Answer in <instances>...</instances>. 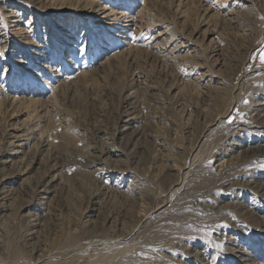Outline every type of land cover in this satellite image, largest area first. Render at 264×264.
Listing matches in <instances>:
<instances>
[{"label": "rangeland", "instance_id": "rangeland-1", "mask_svg": "<svg viewBox=\"0 0 264 264\" xmlns=\"http://www.w3.org/2000/svg\"><path fill=\"white\" fill-rule=\"evenodd\" d=\"M84 1L81 0V2H79L80 5H78L83 7L86 5ZM87 1L105 3L104 5L107 4L106 6L110 10L116 9L115 11L120 12V14L117 15L120 16L119 20H110L104 24H98L96 20L88 21L90 18L96 19V16L92 15V5L87 6L88 9L86 11H76L72 8L73 6L75 7V4L72 6L70 3L65 2V8L62 7L63 10H59L49 17L35 10L34 5L28 0H3L2 3L0 2V90H5L6 94H10V98L12 99H17V97L21 95H26L49 102L41 103V107L39 106L40 109L37 107L38 111H36L38 113L40 112V115L42 113V117L37 112V115H35L36 119L38 117V123L41 124L43 122L41 126L44 127V129L42 128L44 131L42 133L46 136L48 135L47 137L44 135L45 139L49 140L47 145V147H49L45 152L47 155H43V157L40 156L39 158L36 157L37 159H35V151L38 143L32 144L34 146L28 147L32 149V152L23 162L24 165L22 164L20 167L10 166L9 164L7 166L0 165V173H4H1L0 176L7 177L5 187L8 186V189H16L15 201H13L15 205L14 209L16 210L21 204H26L27 202L32 203L33 207L35 206L36 209L38 206L42 205L43 200L41 197L40 182L43 180L42 177L47 175L46 172L53 164V166H55L53 169H56L54 172H59L61 176H59V178L64 180L61 181L64 187L57 188L59 191L56 189L53 194L50 195L49 199L51 202L47 200L49 206L46 205L43 212L38 213L34 208L31 209L30 212H33L32 215H34L32 219H35V221L32 222L35 224L38 223L37 229L40 230L42 235L47 233L45 235L53 236L54 234L61 235L63 232H66V225L72 221L74 225L71 232L75 229L73 233L75 234L76 241L78 243L86 242L85 244H87V247L85 248H88L84 250V254L81 255L82 258L80 257L79 261L77 260L79 264H106V262L107 264H111L117 258L130 256L132 252L137 250V246L138 244L140 245V242L151 240V236L158 239L164 234L168 237L170 243L175 241L177 246L184 248L182 251H185V254L183 253L184 255H181V262L183 261L181 264H192L193 261L195 262L198 259H203L199 262L204 264L205 261H209V259L215 255L219 258L218 264H248L245 258L250 259V262L254 264H258L257 262H259V264H264V197L257 192L258 190L256 188V182L260 183V181H264V176L262 172H260L261 163L254 165L256 164V162H253L254 160L243 162L244 157L242 158V155L239 157L237 153H229L230 157L234 156L236 165H240L239 169L244 168L243 171L240 169V172H245L244 174L237 175V185L234 187L225 184L227 173H224L222 169L220 172L219 169L222 168L219 163L224 162V160L226 162L230 158L229 156H225L224 152H221L223 151L221 149L223 137L228 132L234 130V126L236 125L240 124L241 126H245V129L239 131V137L244 147L247 148L251 146L248 148H254L258 144V146L264 147V135L258 134V136L254 134L255 132L253 133L254 126H256L258 122L252 118H255L256 113L252 110L253 103L258 99H264V84H262L264 82L262 73L264 71V64H261L259 59L260 52L264 50V0ZM240 1L246 3L242 8L236 6ZM1 7L3 10H13V13H8L9 17L5 16L2 14L4 11ZM239 9L241 11H239ZM148 19L150 23L147 24L146 20ZM156 22H159V25ZM58 26L63 27L65 31L59 30ZM65 35L66 37L72 38L70 41L72 43L67 42V40L65 41ZM23 37L30 41L27 43L33 41L32 43L36 42L41 44V52H39V55L30 53L33 47L22 42L21 38ZM184 41L185 43H183ZM154 43L156 44L154 45ZM70 44H75V47L77 46L76 49L72 48V50L70 49V51H68L67 47ZM179 44H185V47H178V51L176 53L173 52L174 55L170 53L173 51L172 48L180 46ZM115 51H117L116 53H118V51L125 52L119 64L114 61L111 66H105V68L100 69L101 72L94 73L95 76H92L93 79L88 75L80 80V82L73 85L72 79V81L66 80L70 84V88L69 84L63 80L64 84H67V87L65 86L61 91L63 96L62 94L57 97L55 96L62 82L59 83L52 77L54 73H58L60 76L68 79L71 75L69 72L70 68L83 69L82 67L84 64H95V66H97L99 63H102V61L106 62L109 60ZM128 51L130 52L128 53ZM178 54H182L186 57L183 59H176L174 56ZM182 61L184 62L182 63ZM39 64L42 66L39 67ZM257 66L259 68L262 66L263 68L261 67V69H259ZM202 73L205 77H203L204 75ZM25 75L27 76L26 78H24ZM261 76L263 78H261ZM249 77H252L253 80ZM9 78L11 81L13 80L10 84L13 88H8L9 84L7 80ZM4 79L6 82H4ZM255 81H257V83ZM208 82L211 86L209 84L206 85ZM89 83H92V85ZM57 84L60 85L59 89L54 88ZM201 84H203L202 86L205 88L200 86ZM214 85L215 87H212ZM74 86L75 88L77 86L76 90ZM85 87H87V91H90L87 92ZM72 88L73 90L71 91ZM209 88L213 89L211 90ZM201 89L204 90L202 91ZM64 91L65 95L67 94L68 96L64 95ZM211 94L214 96L220 95L223 99H226L224 107L230 104L231 106L235 105L233 109L236 108L233 111L230 110L229 115L228 113L226 114L227 117L219 118L214 129H210L209 125L216 120L218 113L221 111V107L218 108L219 105L214 102L216 98L213 99L214 96L212 97ZM246 96L249 98L246 99ZM150 97L151 99H149ZM208 98L210 100H208ZM241 101H244V103ZM245 101H247V103H245ZM45 104L47 105L45 106ZM250 106L251 108H249ZM245 108L247 109L245 110ZM49 110L50 112H48ZM129 111H132L131 113L137 116V123L133 126L131 125V129L130 127L128 128L131 131L125 129L123 125V115L125 112L130 113ZM246 116L247 118H245ZM250 117L251 121L248 119ZM20 120L21 118L13 121L8 119L0 120V144L8 140L10 125L19 124L21 122ZM229 120H231V122H229ZM140 125L141 127H139ZM64 126L68 127L66 128ZM137 128L142 129V136L135 137V135H133ZM224 129L225 131H223ZM73 130H75L76 133ZM248 130L250 132H248ZM77 132L78 136L80 135L79 138L86 136L88 141L84 138L86 141L83 140V142L81 140L79 142ZM73 135L75 137L77 136V139L75 137L74 139L78 141L75 142V140H73ZM200 143L202 144L199 150L200 154L197 155L198 157H195L193 150ZM241 152L244 155V149ZM219 153L220 155L222 154V156L224 155V158L219 156L220 159H216V155ZM88 154H92L93 158H95L94 160L104 161V163L101 162L102 165L106 163L105 166L108 167H128L130 169L129 176H122L123 174L121 172H116L118 176H111L109 173L104 172V174L95 173L96 177L93 176V178L95 177L94 179L96 180H93V178L87 176L86 173L90 169H94L88 164L90 163L88 162V158L90 157ZM46 157L48 159H46ZM33 160L37 162L34 163ZM170 165H174L175 169L171 168ZM26 168L29 169L31 175L26 184L23 183L22 179L24 177L21 176L16 179H9V177H13L17 172ZM142 170L147 177L149 176L150 180L152 177L151 183L148 182V184L150 183L151 196L148 197L144 193L145 198L143 197V199L138 201L139 203H135L131 197L139 195V193L135 195L134 189V192H132V190L127 194L124 192L125 189H121L120 187L123 184H127L130 180H138L137 174ZM75 171H77V174H74ZM246 171L248 172L246 173ZM256 173L257 176H255ZM132 174L135 176L133 177ZM102 178L104 180H101ZM90 182H92V189L89 187ZM144 183H146V181H144ZM173 183H178L179 187L177 186L173 189ZM224 184L226 185L225 187H228L229 192L227 191L228 194L224 193L220 195L222 200L220 199L219 201L223 204V206H221L222 208L230 209L231 211L227 213L228 222L226 220L219 222L212 231L207 234L210 237L208 241L210 243L201 240L204 239V233L200 228L201 225L194 221V219L190 218V220H186L184 225H176L170 222V218L174 213H177V211H193V209H196L195 207H192V209L191 207L185 208L184 205H186L188 200L191 203L198 204L201 194L202 196L210 195L213 189L216 187L221 188ZM213 186L216 187L212 188ZM251 187L253 189H251ZM100 189H104L106 192V194L103 195V198L105 197L102 207L104 211L101 210L100 213H97L90 209L92 207V195L96 191L100 192ZM230 189L232 191H230ZM57 192H59V194H57ZM119 193L122 194L123 197ZM115 195L118 196L115 197ZM105 199L107 203H105ZM231 205L235 208L229 207ZM204 210L207 218L215 222L211 215V210ZM135 213H140V218H146H144L145 221L142 225H138ZM102 216L106 219H112L110 223L108 222L106 225L111 233L118 229V223L121 219L124 221L126 220L125 222L123 221V225L125 226L124 231H134L137 233L138 237L135 243L125 246L123 249L124 251L121 250L120 252L108 251L107 248L90 244V234L88 233L86 222L88 219H93L92 221L95 223L99 222L98 224H100L102 220L104 221ZM23 220L24 218L19 216L17 228H15L13 233L14 237L19 241L21 239L20 234L24 236L27 231V229L25 230V228H27L26 222ZM235 223L238 224L236 225ZM181 225L182 227H180ZM110 226L114 227L112 228ZM217 226L221 229L219 230ZM76 228L78 229L76 230ZM51 233H53V235ZM190 233L192 236L189 235ZM211 234L214 235L212 236ZM194 236L195 239H193ZM234 236L235 238H233ZM220 237L222 239H220ZM212 240L214 241L212 242ZM220 240L221 242H219ZM167 242L166 244H170ZM187 245L190 247H186ZM218 245H221L220 247L223 246V249H228L229 254ZM195 248H197L199 252H196L197 249L195 250ZM238 248H243L242 252L246 253V256L234 251ZM190 249L192 250L189 254L188 251H190ZM194 251L197 254H195ZM92 252H94V254ZM196 255L198 257L200 256V258L196 257ZM160 258V260H162V257ZM199 262H196V264H200ZM147 263L153 264L152 261H147L142 264Z\"/></svg>", "mask_w": 264, "mask_h": 264}, {"label": "bare ground", "instance_id": "bare-ground-1", "mask_svg": "<svg viewBox=\"0 0 264 264\" xmlns=\"http://www.w3.org/2000/svg\"><path fill=\"white\" fill-rule=\"evenodd\" d=\"M3 0H0V2L2 3ZM31 4L34 5L35 7V10H37L38 12L42 13V14H45L46 16H49L51 17L52 14H54L55 12L57 13L59 10H63L64 7V3L67 2V3H70L72 6L73 4H75V7L73 6V10H76V11H86L88 8L87 6H91L92 7V12L94 16H96V19H88L89 20H96L98 24H104L110 20H119V17L120 16H117L118 14H120V12L118 11H115L116 9H109L106 5H104L105 3H97V2H94V1H87V0H83L84 2H86L83 7H80L79 5V2H81V0H28ZM247 1V0H246ZM103 2V1H102ZM83 3V2H82ZM29 4V3H27ZM79 4V5H78ZM114 4V3H113ZM237 4V3H235ZM109 5V4H108ZM246 5V3L244 2H239L236 6H238L239 8H242ZM1 6V4H0ZM63 7V8H62ZM90 7V8H91ZM110 7V6H109ZM2 8V7H1ZM146 8H149V7H146ZM33 9V8H32ZM144 9V8H143ZM3 10V8H2ZM148 10V9H146ZM4 12L2 14H4L5 16H8V13H13L10 9L9 10H3ZM142 11V10H141ZM145 11V10H144ZM151 11V10H150ZM149 11V12H150ZM238 11V10H237ZM239 11H241L239 9ZM15 12V11H14ZM61 13V12H60ZM122 13V11H121ZM146 14V13H145ZM230 14V13H229ZM232 14V12H231ZM233 14H234V11H233ZM16 15V13H15ZM147 15V14H146ZM151 15V14H150ZM2 16V15H1ZM12 16V14H11ZM18 16V15H17ZM230 16V15H229ZM9 17V16H8ZM147 17V16H146ZM150 17V16H149ZM154 17V15H153ZM12 18V17H11ZM62 18V17H61ZM156 18V17H155ZM83 19V18H82ZM153 19V18H152ZM18 20V19H17ZM155 20V19H154ZM16 21V20H14ZM13 21V22H14ZM20 21V20H19ZM59 21V19H58ZM124 21V20H123ZM147 21V24L150 23ZM83 22V21H82ZM112 22V21H111ZM116 23V21H115ZM157 23V22H156ZM159 23V22H158ZM157 23V24H158ZM114 24V23H113ZM153 24V23H152ZM116 25V24H115ZM150 25V24H149ZM159 25V24H158ZM15 26V25H14ZM113 26V25H112ZM91 27V26H90ZM103 27V26H102ZM18 29V28H17ZM58 29L61 30V31H65V29L61 26H58ZM93 29V28H92ZM108 29V28H107ZM154 29V28H153ZM94 31V30H93ZM95 32V31H94ZM122 33V32H121ZM18 34V33H17ZM119 35V34H118ZM7 36V35H6ZM156 36V35H155ZM160 36V35H159ZM167 36V35H166ZM9 37V36H8ZM171 37V36H170ZM157 38V37H156ZM22 42H24L25 44H28V45H31L33 48H31L30 50V53H33V54H37L39 55V52L40 51V45L39 43H32L33 41H31V43H27V42H30L29 40L27 39H24L21 38ZM65 41L67 40V42H70L72 38L70 37H64ZM152 39V38H151ZM31 40V39H30ZM34 40V39H33ZM126 40V39H125ZM150 40V39H149ZM13 41V40H12ZM26 41V42H25ZM117 41V40H116ZM121 41V40H120ZM14 42V41H13ZM38 42V41H37ZM96 42V41H95ZM130 42V41H129ZM1 43V42H0ZM72 43V42H70ZM132 43V42H131ZM181 43V42H180ZM185 43V41L183 42ZM11 44V43H10ZM100 44V43H99ZM127 44V43H126ZM156 43H154L155 45ZM8 45V44H7ZM123 45V44H122ZM159 45V44H158ZM176 45V43H175ZM180 46H176L175 48L173 47V51L170 52L173 54V52H177L178 51V47H182L184 45H181L179 44ZM59 47V46H58ZM77 47V46H76ZM75 47V44H70L68 47H67V50L70 51V49L72 50L73 49H76ZM129 47V45H128ZM172 47V46H171ZM185 47V46H184ZM2 48V47H1ZM80 48V47H79ZM130 48V47H129ZM132 48V47H131ZM3 49V48H2ZM30 49V48H29ZM45 49V48H44ZM134 49V48H133ZM182 49V48H181ZM180 49V50H181ZM28 50V49H27ZM127 50V49H126ZM130 50V49H129ZM4 51V50H3ZM43 51V50H42ZM125 51V50H123ZM123 51H118V53H116L117 51H115V53H113L112 57L109 58V60H107L106 62H103L102 63H99L97 66L94 65H83V69H75V68H70L69 72H70V76L69 78L65 79L64 77L60 76L58 73L55 74L54 73V79L57 81V82H62L57 85L54 86L55 89H59V86H60V89L57 90V92L55 93V96H60L62 94L63 96V93H61V91L65 88V86L67 84H64V81L67 82L68 80H71L72 81V85L77 83V82H80V80H82L84 77L86 76H95L94 73L100 71V69L102 68H105V66H111L112 65V62L116 61V63L119 64V61H122L121 58L123 57L124 53ZM127 52V51H126ZM130 51H128L129 53ZM44 53V52H42ZM186 53V52H185ZM184 53V54H185ZM1 54V53H0ZM79 54V53H78ZM43 55V54H42ZM62 55V54H61ZM66 55V54H65ZM72 55V54H71ZM83 55V54H82ZM174 55V54H173ZM186 55V54H185ZM84 56V55H83ZM97 56V55H96ZM187 56V55H186ZM186 56H183L182 54L181 55H176L174 56L176 59H183L184 57ZM189 56V54H188ZM62 57V56H61ZM67 57V56H66ZM88 57V56H87ZM94 57V56H93ZM173 57V56H172ZM47 59V58H46ZM67 59V58H66ZM69 59V58H68ZM85 59V58H84ZM171 59V58H170ZM173 59V58H172ZM192 59V57H191ZM86 60V59H85ZM21 61V60H20ZM19 61V62H20ZM81 61V60H80ZM175 61V60H174ZM178 61V60H177ZM176 61V62H177ZM184 61H187V60H184ZM182 61V63L184 62ZM39 62V61H38ZM73 62V61H72ZM87 62V61H86ZM92 62V61H91ZM101 62V61H100ZM191 62V61H190ZM78 63V62H77ZM83 63V62H82ZM96 63V62H95ZM171 63V62H170ZM75 64V63H74ZM121 64V63H120ZM172 64V63H171ZM177 64V63H175ZM180 64V63H179ZM186 64V63H185ZM193 64V63H191ZM197 64V63H196ZM195 64V65H196ZM262 64V63H261ZM66 65V64H65ZM258 65V64H257ZM260 65V64H259ZM42 66L39 64V67ZM182 66V65H181ZM258 67V66H257ZM262 67V66H261ZM261 67L259 69H261ZM29 68V67H28ZM65 68V67H64ZM115 68V67H114ZM121 68V67H120ZM197 68V67H196ZM257 68V69H258ZM263 68V67H262ZM56 69V68H55ZM59 69V68H58ZM109 69V68H108ZM264 69V68H263ZM60 70V69H59ZM195 70V69H194ZM254 70V69H253ZM256 70V69H255ZM196 71V70H195ZM52 72V71H51ZM56 72H57V69H56ZM61 72V71H59ZM101 72V71H100ZM256 72V71H255ZM262 72V71H261ZM104 73V72H103ZM201 73V72H200ZM263 73V76H264V71L262 72ZM31 74V73H30ZM102 74V73H101ZM100 74V76H101ZM196 74V73H195ZM203 74V73H202ZM32 75V74H31ZM40 75V74H39ZM53 75V74H52ZM204 75V74H203ZM261 75V74H260ZM99 76V74H98ZM198 76V75H197ZM202 76V75H201ZM27 76L25 75L24 78H26ZM33 77V76H32ZM42 77V76H41ZM68 77V76H67ZM97 77V76H96ZM205 77V75L203 76ZM40 78V77H39ZM100 78V77H99ZM198 78H201V77H198ZM248 78V77H247ZM250 78V77H249ZM261 78H263L261 76ZM42 79V78H41ZM93 79V78H92ZM91 79V80H92ZM95 79V77H94ZM98 79V77H97ZM204 79V78H203ZM251 80L252 77L250 78ZM249 79V80H250ZM255 79V78H254ZM257 79V78H256ZM260 79V78H259ZM264 79V78H263ZM17 80V79H16ZM23 80V79H22ZM64 80V81H63ZM67 80V81H66ZM89 80V78H88ZM96 80V79H95ZM13 81V80H12ZM11 79L9 78L7 80V83L9 84L8 88H13V86L11 87V83H12ZM47 81V80H46ZM86 81V80H84ZM93 81V80H92ZM4 82L5 79H4ZM23 82V81H22ZM43 82V81H42ZM70 82V81H69ZM90 82V81H88ZM257 83V81H255ZM254 82V83H255ZM51 83V82H50ZM68 83V82H67ZM93 83V82H92ZM92 83H89L92 85ZM18 84V83H17ZM25 84V82H24ZM48 84V83H47ZM69 84V83H68ZM88 84V85H89ZM208 83H206V85H208ZM264 84V82L262 83ZM85 85V83H84ZM86 85H87V82H86ZM85 85V86H86ZM152 85V84H151ZM203 84H201L200 86H202ZM211 86V84H209ZM52 86V85H51ZM57 86V87H56ZM145 86V85H144ZM209 86V87H210ZM252 86V85H251ZM29 87V86H28ZM67 87V86H66ZM82 87V86H81ZM88 87V86H87ZM85 87V89L87 88ZM90 87V86H89ZM199 87V86H198ZM203 87V86H202ZM207 87V86H206ZM212 87H215L212 86ZM250 87V86H249ZM255 87V86H254ZM259 87V86H258ZM263 87V86H262ZM7 88V87H6ZM15 88V87H14ZM69 88H70V84H69ZM75 88V86H74ZM77 88V86H76ZM75 88V90H76ZM205 88V87H203ZM247 88V87H246ZM264 88V87H263ZM4 89H5V86H4ZM211 89V88H209ZM213 89V88H212ZM211 89V90H212ZM217 89V88H216ZM251 89V88H250ZM249 89V90H250ZM10 90V89H9ZM69 90V89H68ZM73 90V88L71 89V91ZM202 90V89H201ZM204 90V89H203ZM202 90V91H203ZM247 90V89H246ZM21 91V90H20ZM53 91V90H52ZM70 91V92H71ZM87 91V89H86ZM90 91V90H88ZM87 91V92H88ZM210 91V90H209ZM216 91V90H215ZM234 91V90H233ZM262 91V90H261ZM8 92V90H7ZM40 92V91H39ZM60 92V93H59ZM67 92V91H66ZM86 92V93H87ZM211 92V91H210ZM232 92V91H231ZM246 92V91H245ZM252 92V91H251ZM263 92V91H262ZM24 93V92H23ZM68 93V92H67ZM84 93V92H83ZM153 93V92H152ZM213 93V92H212ZM218 93V92H216ZM215 93V94H216ZM257 93V92H256ZM259 93V92H258ZM25 94V93H24ZM132 94V93H131ZM208 94V92H207ZM220 94V93H219ZM221 94H224V93H221ZM252 94H255V93H252ZM34 95V94H33ZM50 95V94H49ZM64 95H65V91H64ZM67 95V94H66ZM65 95V96H66ZM154 95V94H153ZM212 95V94H211ZM247 95V94H246ZM249 95V94H248ZM12 96V95H11ZM54 96V95H53ZM68 96V95H67ZM70 96V94H69ZM129 96V95H127ZM135 96V95H134ZM214 95H212L213 97ZM252 96V95H251ZM250 96V97H251ZM36 97V96H35ZM51 97V95H50ZM211 97V98H212ZM225 97V96H224ZM247 97V96H246ZM254 97V96H253ZM259 97V96H258ZM16 98V97H15ZM55 98V97H54ZM66 98V97H65ZM69 98V97H68ZM153 98V97H152ZM216 98V100L214 101L213 99ZM234 98V97H233ZM245 98V96H244ZM249 97H247L246 99H248ZM151 99V97L149 98ZM213 100L214 102H216L219 106L221 107V111L218 113L217 115V118L214 122H212L209 127L210 129H214V127L216 126L217 124V120L219 118H224V117H227L226 114L228 113L229 115V112L230 110L233 111L235 109H233L235 107V105L231 106L230 104L226 105V107H224L225 105V100L226 99H223L222 96H214L213 97ZM235 99V98H234ZM254 99V98H253ZM49 100V99H48ZM66 100V99H65ZM208 100H210L208 98ZM230 100V99H229ZM240 100V99H239ZM245 100V99H244ZM51 101V100H50ZM126 101V100H125ZM238 101V100H237ZM53 102V101H52ZM135 102V101H134ZM150 102V101H149ZM211 102V101H210ZM230 102V101H229ZM244 103V101H241ZM256 102V103H255ZM254 103H253V108L252 110L255 113V118L252 117L253 119H255L258 124H256V126H254V131L253 133L256 135H264V99L260 100H256ZM41 103H49V102H45V101H42V99L38 98H33V96H26V95H21L19 97H17V99H12L10 98V94H6L5 90H0V120L2 119H8V120H16L18 118H21V122L19 124H16V125H10L9 129H10V132L9 133V137H8V140L5 142V143H2L0 144V165L1 166H7L8 164L10 166H15V167H20L22 166L23 162L27 159L28 155H30V153L32 152L30 148H28L29 146H34L32 144H37L38 148L36 147V151H35V159L39 158L40 156L43 157V155H47L45 154V152L48 150V143H49V140L48 139H45L44 137V133H42L44 130V127H42L41 125L43 124V122L40 124L38 123V117L37 119L35 118V115H37V107L38 109L39 106L41 105ZM145 103V102H144ZM166 103V102H165ZM55 104V103H54ZM147 104V103H146ZM150 104V103H149ZM148 104V105H149ZM214 104V103H213ZM251 104V102H250ZM248 104V105H250ZM47 104H45L46 106ZM49 105V104H48ZM51 105V104H50ZM57 105V104H56ZM160 105V104H159ZM241 105V104H240ZM252 105V104H251ZM244 106V105H243ZM246 106V105H245ZM41 107V106H40ZM242 107V106H241ZM50 108V107H49ZM57 108V107H56ZM251 108V106L249 107ZM44 109V108H43ZM46 109V108H45ZM62 109V108H61ZM247 108H245L246 110ZM37 110V111H36ZM55 110V109H53ZM165 110V109H164ZM241 110V108H240ZM242 110H243V107H242ZM251 110V111H252ZM52 111V110H51ZM250 111V112H251ZM37 112V113H36ZM44 112V111H43ZM50 112V110L48 111ZM63 112V111H62ZM61 112V113H62ZM130 112V111H129ZM132 112V111H131ZM128 113V112H125L124 115H123V122H124V128L125 129H128L131 125L133 126L134 124L137 123V116L133 115L132 113ZM160 112V111H159ZM218 112V111H217ZM244 112V111H243ZM249 112V111H248ZM40 113V112H39ZM38 113V114H39ZM158 113V112H157ZM215 113V112H214ZM252 113V112H251ZM44 114V113H43ZM60 114V113H59ZM63 114V113H62ZM250 114V113H249ZM40 115V114H39ZM46 115V114H45ZM49 115V114H48ZM68 115V114H67ZM254 115V114H253ZM42 117V113L40 115ZM66 116V115H65ZM151 116V115H150ZM239 116V115H238ZM144 117V116H143ZM216 117V116H215ZM214 117V118H215ZM241 117V116H240ZM238 117V118H240ZM248 118L249 120L251 119ZM237 118V117H236ZM242 118V117H241ZM247 118V116L245 117ZM73 119V118H72ZM227 119V118H226ZM243 119V118H242ZM41 120V119H40ZM66 120V119H65ZM68 121V120H67ZM141 121V120H140ZM241 121V120H240ZM248 121V120H246ZM251 121V120H250ZM10 122V121H9ZM49 122V121H48ZM70 122V121H68ZM74 122V121H73ZM142 122V121H141ZM244 122V121H243ZM255 122V121H253ZM241 123V122H240ZM60 124V123H59ZM68 124V123H67ZM70 124V123H69ZM253 124V123H251ZM48 125V124H47ZM142 125V124H141ZM141 125L139 127H141ZM151 125V124H150ZM149 125V127H150ZM235 125V124H234ZM247 125V124H245ZM248 125H249V122H248ZM44 126V125H43ZM71 126V125H70ZM69 126V128H70ZM144 126V125H143ZM233 126V125H232ZM251 126V125H250ZM249 126V127H250ZM66 127V126H64ZM68 127V126H67ZM66 127V128H67ZM138 127V126H137ZM235 129L228 132L224 137H223V140H222V146H221V149L223 151L221 152H224L225 153V156H229L230 154L229 153H237L238 156L240 157V155H242L241 157L243 158V162H246L248 160H254L253 162H256V164L254 165H258L259 163L260 164V172H262L263 176H264V147H261V146H258L256 145L254 148H248V147H251V146H248L247 148L244 147L242 145V140L240 139L239 137V131L245 129V126H241L240 124L239 125H236L234 126ZM243 127V128H242ZM43 128V129H42ZM135 128V126H134ZM143 128V127H142ZM208 128V127H207ZM248 128V127H246ZM72 129V127H71ZM131 129V127H130ZM128 129V131L130 130ZM133 130V129H132ZM144 130V128H143ZM227 130V129H226ZM8 131V130H7ZM46 131V130H45ZM48 131V130H47ZM75 131V130H73ZM85 131V130H84ZM124 131V130H123ZM127 131V132H128ZM131 131V130H130ZM134 131V130H133ZM155 131V130H154ZM217 131V130H216ZM225 131V129L223 130ZM229 131V130H228ZM49 132V131H48ZM212 132V130H211ZM210 132V133H211ZM248 132H250L248 130ZM7 133V134H8ZM76 133V131H75ZM74 133V135H75ZM81 133V132H80ZM85 133V132H84ZM146 133V132H145ZM148 133V132H147ZM221 133V132H220ZM226 133V132H225ZM82 134V133H81ZM143 134V131L141 128H137L134 132L133 135H135V137H138V136H142ZM51 135V134H50ZM69 135V134H68ZM73 135V140L74 139V136ZM86 135V134H85ZM223 135V134H222ZM258 135V136H259ZM46 136V135H45ZM48 136V135H47ZM46 136V137H47ZM77 136H78V132H77ZM77 136L75 137L77 139ZM80 136V135H79ZM78 136V139H79V142L82 140H85L84 138H86V136H83V137H80L79 138ZM249 136V135H248ZM5 137V136H4ZM7 137V136H6ZM149 137V136H148ZM219 137V135H218ZM242 137V136H241ZM257 137V136H256ZM50 138V137H49ZM111 138V137H110ZM216 138V137H215ZM220 138V137H219ZM261 138V137H260ZM243 139V138H242ZM251 139V138H250ZM68 140V139H67ZM71 140V139H70ZM86 140L88 141V139L86 138ZM85 140V141H86ZM253 140V139H252ZM257 140V139H256ZM1 141V140H0ZM52 141V140H51ZM78 141V140H75V142ZM93 141V140H92ZM105 141V140H104ZM110 141V140H109ZM159 141V140H158ZM157 141V143H158ZM245 141V140H244ZM255 141V140H254ZM73 142V141H72ZM84 142V141H83ZM103 142V140H102ZM155 142V140H154ZM51 143V142H50ZM74 143V142H73ZM86 143V142H85ZM106 143V142H105ZM105 143H102V144H105ZM111 143V142H110ZM221 143V142H220ZM261 144V142H260ZM51 145V144H50ZM162 145V144H161ZM201 143L198 144L196 146V148L193 150V153H194V156L196 157L198 154H200L199 150L201 148ZM220 145V144H219ZM263 145V144H262ZM246 146V145H245ZM203 147V146H202ZM35 148V147H33ZM51 148V147H50ZM219 149V150H221ZM244 149L245 153L244 155L242 154V150ZM90 151V150H89ZM88 152V151H87ZM44 153V154H43ZM50 153V152H49ZM67 153V152H66ZM158 153V152H157ZM68 154V153H67ZM90 154V153H89ZM88 154V155H89ZM34 155V153H33ZM192 155V154H191ZM236 155V154H235ZM67 156V155H66ZM90 157L87 158L89 159L88 164H90L91 168L93 167L94 169L91 170L89 167V171H87V176H91L93 178V176H95V173H99V174H104V172H107L109 173L111 176H118V174L116 172H121L123 175L122 176H129L128 174H130V169L127 167V168H116V167H112V166H105V165H102V163H104V161H99V160H94L95 158H93L92 154L89 155ZM217 157L219 156H222V154L220 155V153L218 155H216ZM224 156V155H223ZM222 156V157H223ZM232 156V155H231ZM236 156V157H238ZM32 157V155H31ZM37 157V158H36ZM69 157V156H68ZM75 157V156H74ZM84 157V156H83ZM95 157V156H94ZM101 157V156H100ZM198 157V156H197ZM216 159H220L217 158ZM230 157V156H229ZM212 158V157H211ZM224 158V157H223ZM226 158V157H225ZM46 159H48L46 157ZM51 159V158H50ZM76 159V158H75ZM74 159V160H75ZM86 159V158H84ZM238 159V158H237ZM194 160V159H193ZM239 160V159H238ZM35 160H33L34 162ZM37 162V161H36ZM34 162V163H36ZM102 162V163H101ZM110 162V161H109ZM27 163V162H26ZM55 163V162H54ZM82 163V162H81ZM66 164V163H65ZM167 164V163H166ZM197 164V163H196ZM220 166L222 168H219L220 169V172H221V169L224 173H227V179H226V182L225 184L229 185L230 187H234L237 185V175H241V174H244L245 172H240L241 170L243 171V169H239L240 165L237 166L236 165V161L234 159V156L233 157H230L226 162L224 160V162L222 163H219ZM24 165V164H23ZM41 165V164H40ZM55 165V164H54ZM58 165V164H57ZM198 165V164H197ZM248 165H249V162H248ZM147 166V165H146ZM49 167V166H48ZM53 164L52 166L48 169V171L46 172L47 175H45L44 177H42V181L40 182V191H41V197H42V200H43V203L41 206H38L37 209L36 207L34 206L33 207V204L32 203H26V204H21L16 210L14 209V204H13V201L14 198H15V194H16V189H12V188H7L5 187V184L7 182L6 179L7 177L5 176H0V264H79L78 261H79V258L81 257L82 254H84V250L85 249H88V248H85L87 247V244L85 243H78L76 241V237H75V234L73 233L75 231V229L71 232L72 228H73V225L74 223L71 221L70 219V223H68L66 225L67 227V231L66 232H63L61 235H53V233H51L53 236H48V235H45V234H41L40 233V230L37 229L38 227V223L35 224L33 223L35 221V219H32L34 218V215H32L33 212H30L31 209H35L36 211L39 212H43L46 208V205H48V202L47 200H49L51 202V200L49 199L50 195L53 194V192L59 188V187H64L63 186V183L61 182L62 180L59 178L60 174L59 172H54V170L56 169H53ZM83 167V166H82ZM171 168L175 169L174 165H170ZM177 167V165H176ZM181 167V165H180ZM184 167V166H183ZM190 167V166H189ZM197 167V166H196ZM215 167V166H214ZM245 167V166H244ZM250 167V165H249ZM253 167V166H252ZM3 168V167H2ZM6 168V167H5ZM58 168V167H57ZM107 168V169H105ZM141 168V167H140ZM256 168V167H255ZM15 169V168H14ZM32 169V168H31ZM61 169V168H60ZM75 169V168H73ZM195 169V168H194ZM248 169V168H246ZM258 169V168H256ZM50 170V171H49ZM58 170V169H57ZM62 170V169H61ZM60 170V171H61ZM65 170V169H63ZM69 170V169H68ZM78 170V168H77ZM84 170V169H83ZM169 170V168H168ZM183 170V169H182ZM251 170V169H250ZM14 171V170H13ZM19 171V169H18ZM59 171V170H58ZM71 171V170H70ZM73 171V170H72ZM109 171V172H108ZM146 171V170H145ZM180 171V170H179ZM194 171V170H193ZM216 171H219V170H216ZM249 171V170H248ZM246 171V173L248 172ZM77 171L74 172V174L76 173ZM80 172V171H79ZM83 172V171H82ZM129 172V173H128ZM134 172V171H133ZM174 172V171H173ZM178 172V171H177ZM182 172V171H181ZM250 172V171H249ZM256 172V171H255ZM2 173V172H1ZM0 173V174H1ZM63 173V172H62ZM61 173V175H62ZM66 173V172H65ZM72 173V172H70ZM116 173V174H115ZM136 173V171H135ZM149 173V172H148ZM175 173V172H174ZM190 173V172H189ZM223 173V174H224ZM253 173V172H252ZM4 174V173H2ZM12 174V173H11ZM15 174V173H13ZM67 174V173H66ZM77 174V173H76ZM108 174V175H109ZM120 174V173H119ZM70 175V174H69ZM7 176V174H6ZM12 176V175H11ZM24 177L22 179L23 183L26 184V182L28 181L29 179V176L30 175V172H29V169L26 168V169H23V170H20V172H17L13 177H9V179H16V178H19V177ZM75 176V175H74ZM99 176V175H98ZM103 176V175H102ZM132 176L134 177L135 175L132 174ZM167 176V175H166ZM222 176V175H221ZM257 176V173L256 175ZM61 177V176H60ZM66 177V176H64ZM63 177V178H64ZM96 177V176H95ZM94 177V178H95ZM100 177V176H99ZM98 177V178H99ZM137 177H138V180H130L127 184H120L122 185L120 188L121 189H125L124 192L129 194L128 192H134V189H135V195L136 193L139 195H136V196H133L131 197L133 199V201L135 203H139L138 201H140L141 199H143L144 195L146 194L148 197L151 196V189H150V183L152 181V177H151V180L149 178V176L147 177V175L145 174V172L140 171L138 174H137ZM182 177V176H181ZM180 177V178H181ZM251 177V175H250ZM31 178V177H30ZM93 180H96L94 179ZM101 178V177H100ZM110 178V177H109ZM121 178V176H120ZM221 178V177H219ZM252 178V177H251ZM108 179V178H107ZM258 179V178H256ZM98 180V179H97ZM101 180H104L103 178ZM122 180V179H121ZM142 182H140V181ZM167 180V179H166ZM170 180V179H169ZM168 180V181H169ZM172 180V179H171ZM178 180V179H176ZM253 180V179H252ZM255 180V179H254ZM64 181V180H63ZM99 181V180H98ZM107 181V180H106ZM144 181H146V183H144ZM184 181V180H183ZM222 181V180H221ZM251 181V180H250ZM95 182V181H94ZM101 182V181H100ZM148 182H150L148 184ZM253 182V181H252ZM97 183V182H95ZM106 183V182H105ZM108 183V182H107ZM111 183V182H110ZM109 183V184H110ZM119 183V182H118ZM117 183V184H118ZM121 183V182H120ZM168 183V182H167ZM166 183V184H167ZM184 183V182H183ZM240 183V182H238ZM249 183V182H248ZM247 183V184H248ZM11 184V183H10ZM91 184L92 182L89 183V187L91 188ZM169 184V183H168ZM224 184V186H222L221 188L219 187H216V186H213L212 188H215L212 190V192L210 193V195H204L202 196L201 194V197H200V202L197 204L195 203H191L189 200L186 202V205L185 208H190L192 209V207H195L196 209H193V211H189V210H180V211H177V213H174V215L170 218V222L171 223H175L176 225H179V224H185L186 220H190L191 219H194V221L198 222L200 225H201V230L203 231V236H204V239H201L203 240L204 242H208L210 237L207 235L208 233H210L212 231V229L219 223V222H223V221H227V213L230 212L231 210L230 209H224L222 208L221 206H223V204H221V202L219 201L222 197L220 195L224 194V193H227V191L229 192V189L228 187H225L226 185ZM257 184V185H256ZM256 185L257 187V192H259L261 194L262 197H264V181H260V183H257L256 182ZM8 185V184H7ZM22 185V184H21ZM101 185V184H100ZM152 185V184H151ZM179 184L177 183H173L172 185V188H176ZM181 185V184H180ZM187 185V184H186ZM251 185V183H250ZM23 186V185H22ZM103 186V185H102ZM109 186V185H107ZM243 186V185H241ZM240 186V187H241ZM248 186V185H247ZM246 186V188H247ZM21 187V186H20ZM95 187V185H94ZM117 187V186H116ZM179 187V186H178ZM229 187V188H230ZM66 188V186H65ZM114 188V187H113ZM169 188V187H168ZM255 188V189H256ZM24 189V188H23ZM62 189V188H61ZM67 189V188H66ZM92 189V188H91ZM97 189V188H96ZM99 189V188H98ZM110 189V188H109ZM120 189V190H121ZM154 189V188H153ZM185 189V188H184ZM233 189V188H232ZM251 189H253L251 187ZM254 189V190H255ZM59 191V189H57ZM104 189H100V192L98 191H94L95 193H93L92 195V204H91V209L90 210H93V212H97V213H100L101 210H103V195L106 194L105 190L103 191ZM114 190V189H113ZM253 190V191H254ZM62 191V190H60ZM64 191V190H63ZM116 191V189H115ZM118 191V189H117ZM185 191V190H184ZM230 191H232L230 189ZM242 191V190H241ZM255 192V191H254ZM63 193V192H62ZM61 193V194H62ZM145 193V194H144ZM256 193V192H255ZM57 194H59V192H57ZM116 194V193H115ZM118 194V193H117ZM120 194V193H119ZM228 194V193H227ZM259 194V195H260ZM56 195V194H55ZM112 195V194H111ZM122 195V194H120ZM181 195V194H180ZM17 196V195H16ZM118 196V195H115V197ZM183 196V195H182ZM199 196V195H198ZM232 196V194H231ZM40 197V198H41ZM114 197V198H115ZM123 197V195H122ZM258 197V196H257ZM17 198V197H16ZM39 198V197H38ZM54 198V196H53ZM118 198V197H117ZM145 198V197H144ZM37 199V198H36ZM108 199V198H107ZM129 200V199H128ZM222 200V199H221ZM237 200V199H236ZM110 201V200H109ZM121 201V199H120ZM186 201V200H185ZM225 201V200H224ZM30 202V201H29ZM236 202V201H235ZM239 202V200H238ZM16 203V202H15ZM105 203L106 202V199H105ZM129 203V202H128ZM229 203V202H228ZM227 203V204H228ZM18 204V203H16ZM127 204V203H126ZM226 204V205H227ZM38 205V204H37ZM236 205V204H235ZM49 206V205H48ZM122 206V205H121ZM131 206V205H130ZM107 207V206H106ZM127 207V206H126ZM167 207V206H166ZM225 207V205H224ZM229 207H233L235 208L234 206H229ZM228 207V208H229ZM48 208V207H47ZM133 208V207H132ZM140 208V207H139ZM184 208V207H183ZM109 209V208H108ZM175 209V208H174ZM204 209H207V210H211L212 212V216L215 220V222H212L210 221V219L207 218L206 216V212ZM40 210V211H39ZM47 210V209H46ZM106 210V209H105ZM127 210V209H126ZM132 210V209H131ZM178 210V209H177ZM200 210V211H199ZM235 210V209H234ZM35 211V213H36ZM74 211V210H73ZM104 211V210H103ZM120 211V210H119ZM69 212V211H68ZM90 212V211H89ZM160 212V211H159ZM236 212V211H235ZM63 213V212H62ZM74 213V212H73ZM129 213V212H127ZM144 213V212H143ZM171 213V212H170ZM233 213V212H232ZM41 214V213H40ZM90 214V213H89ZM102 214V213H101ZM104 214V213H103ZM136 214V213H135ZM173 214V213H172ZM230 214V213H229ZM44 215V214H43ZM42 215V216H43ZM73 215V214H72ZM88 215V214H87ZM129 215V214H128ZM141 214L140 213H137L135 215V217L137 218V222H138V225H142V223L145 221L144 218H140ZM19 216L23 217L24 218V222H26V226L27 228H25V230L27 229L26 233L24 234V236H21L20 234V241L14 237L13 233H14V230L15 228H17V220L19 218ZM38 216V215H37ZM95 216V214H94ZM113 216V215H112ZM111 216V218H112ZM116 216V215H115ZM122 216V214H121ZM124 216V215H123ZM71 217V216H70ZM84 217V216H83ZM103 217V216H102ZM130 217V216H129ZM134 217V216H133ZM80 218V217H79ZM116 218V217H115ZM128 218V216H127ZM126 218V219H127ZM83 219V218H82ZM104 219V221L102 220L100 224L98 223H95L94 221H92L91 219H88V221L86 222L87 224V229H88V233L90 234L89 238H90V244L92 245H96V246H100L102 248H107L108 251L111 250V251H121L125 248V246H128L129 244L131 243H135V240L136 238L138 237L137 233L132 231V232H129L127 230L124 231V228L125 226L123 225V219L120 220V222L118 223L119 224V227L118 229L114 232H109V230L107 229L106 225L107 223L112 220V219H106V218H102ZM231 219V218H230ZM229 219V220H230ZM233 219V218H232ZM73 220V219H72ZM75 220V219H74ZM241 220V219H240ZM239 220V221H240ZM33 221V222H32ZM66 221V220H65ZM69 221V220H68ZM126 221V220H125ZM124 221V222H125ZM129 221V220H128ZM234 221V220H233ZM238 221V220H236ZM235 221V222H236ZM22 222V221H21ZM195 222V223H196ZM228 222V221H227ZM61 223V222H60ZM83 223V221H82ZM190 223V222H189ZM194 223V225H195ZM233 223V222H232ZM230 223V224H232ZM25 224V223H24ZM76 224V223H75ZM128 224V223H127ZM198 224V225H199ZM236 225L238 223H235ZM234 224V225H235ZM171 225V224H170ZM191 225V223H190ZM196 225V226H198ZM235 225V226H236ZM240 225V224H239ZM57 226V225H56ZM62 226V225H61ZM173 226V225H171ZM186 226V225H185ZM20 227V226H19ZM55 227V226H54ZM59 227V225H58ZM58 227H55V228H58ZM77 227V226H76ZM79 227V226H78ZM110 227H114V226H110ZM135 227V226H134ZM139 227V226H138ZM144 227V226H142ZM182 227V225L180 226ZM195 227V226H194ZM42 228V227H41ZM62 228V227H61ZM60 228V229H61ZM64 228V227H63ZM75 228V227H74ZM132 228V227H131ZM217 228L219 229V226H217ZM237 228V226H236ZM243 228V227H242ZM20 229V228H19ZM50 229V228H49ZM78 228H76L77 230ZM115 229V228H114ZM221 229V228H220ZM219 229V230H220ZM55 230V229H54ZM59 230V229H58ZM86 230V229H85ZM137 230V229H136ZM193 230V229H192ZM195 230V229H194ZM193 230V231H194ZM199 230V229H198ZM216 230V229H215ZM228 230V229H227ZM21 231V230H20ZM42 231V230H41ZM154 231V230H153ZM168 231V229H167ZM173 231V230H172ZM171 231V233H172ZM196 231V230H195ZM224 231V230H223ZM242 231V230H241ZM46 232V230H45ZM160 232V231H159ZM244 232V231H243ZM44 233V232H43ZM157 233V232H156ZM227 233V232H226ZM245 233V232H244ZM249 233V232H248ZM159 234V233H158ZM177 234V233H176ZM184 234V232H183ZM195 234V233H194ZM201 234V233H200ZM222 234V233H221ZM230 234V233H228ZM178 235V234H177ZM185 235V234H184ZM188 235V234H187ZM190 236L191 233L189 234ZM196 235V234H195ZM212 236L214 234H211ZM248 235V234H247ZM172 236V234H171ZM174 236V235H173ZM179 236V235H178ZM177 236V237H178ZM220 236V235H219ZM224 236V235H223ZM222 236V237H223ZM229 236V235H228ZM233 236V235H232ZM241 236V235H240ZM226 237V236H225ZM231 237V236H229ZM228 237V238H229ZM16 238V239H15ZM187 238V236H186ZM201 238V237H200ZM232 238V237H231ZM235 238V236L233 237ZM248 238V237H247ZM84 239V238H82ZM173 239V238H172ZM171 239V240H172ZM176 239V238H175ZM190 239V238H188ZM192 239V237H191ZM193 239H195V236L193 237ZM198 239V238H196ZM220 239H222L220 237ZM225 239V238H224ZM237 239V238H236ZM180 240V239H179ZM184 240V238H183ZM215 240V239H214ZM212 240V242L214 241ZM217 240V239H216ZM226 240V239H225ZM169 242L168 240V237L164 235L160 236V238H154L153 236H151V240H145L143 242H140V245L138 244L137 246V250L132 252V254L130 256H123L122 258H117L116 260H114L111 264H142V263H146L147 261H152L153 264H159L160 261L161 263H164V264H181V255L184 253L185 254V251L183 252L182 249L184 250V248H181L180 246H177L175 243V241L173 243H170V244H166V242ZM178 241V240H177ZM197 241V240H196ZM224 241V240H223ZM167 242V243H168ZM179 242V241H178ZM190 242V241H189ZM216 242V241H215ZM218 242V241H217ZM221 242V240L219 241ZM225 242V241H224ZM22 243V244H20ZM187 243V242H186ZM185 243V244H186ZM210 243V242H208ZM234 243V241H233ZM239 243V242H238ZM179 244V243H178ZM217 244V243H216ZM227 244V243H226ZM189 245V243H188ZM188 245L186 247H188ZM191 245V244H190ZM225 245V244H224ZM235 245V243H234ZM244 245V244H243ZM193 246V245H192ZM213 246V244H212ZM219 246V245H218ZM221 246V245H220ZM219 246V247H220ZM255 246V245H254ZM135 247V246H134ZM190 247V246H189ZM188 247V248H189ZM206 247V246H205ZM209 247V246H208ZM214 247V246H213ZM223 247V246H222ZM220 247V248H222ZM225 247V246H224ZM235 247V246H233ZM243 247V246H242ZM247 247V246H246ZM96 248V247H95ZM193 248V247H192ZM230 248V247H229ZM127 249V248H126ZM197 248H195L196 250ZM209 249V248H208ZM223 249V248H222ZM221 249V250H222ZM243 249V248H242ZM242 249H237V250H234L235 252L243 255V256H246V253L242 252ZM245 249V248H244ZM105 250V249H104ZM133 250V249H132ZM189 250V249H188ZM192 249H190L189 254L191 252ZM201 250V249H200ZM220 250V249H219ZM224 251L226 249H223ZM222 250V251H223ZM246 250V249H245ZM124 251V250H123ZM131 251V250H129ZM207 251V250H206ZM217 251V249H216ZM95 252V251H94ZM94 252H92L94 254ZM107 252V251H106ZM187 252V251H186ZM196 252H199V250L197 249ZM231 252V251H230ZM248 252V251H247ZM86 253V252H85ZM105 253V252H104ZM112 253V252H111ZM195 253V251H194ZM201 253V252H200ZM206 253V252H205ZM219 253V252H218ZM226 253L229 254V250L227 249L226 250ZM233 253V252H232ZM102 254V253H101ZM118 254V252H117ZM183 254V255H184ZM197 254V253H195ZM194 254V255H195ZM204 254V253H203ZM209 254V253H208ZM207 254V255H208ZM249 254V253H247ZM192 255V254H191ZM206 255V256H207ZM117 256V255H116ZM216 256V255H215ZM211 257L209 259V261H205L204 264H218L219 262V258L216 256V257ZM223 256V255H222ZM239 256V255H238ZM86 257V256H85ZM162 257V260H160ZM196 257H198L196 255ZM210 257V256H209ZM242 257V256H241ZM248 257V256H247ZM82 258V257H81ZM200 258V256L198 257ZM202 258V257H201ZM243 258V257H242ZM84 259V258H83ZM82 259V260H83ZM183 259V258H182ZM207 259V258H206ZM248 262V264H254L252 262H250V259H247L245 258ZM78 260V261H77ZM147 260V261H146ZM185 260V259H183ZM196 260V259H195ZM203 259H198L196 260L195 262L193 261L192 264H196V262H199V261H202ZM225 260V259H224ZM227 260V259H226ZM230 260V259H229ZM244 260V258H243ZM81 261V260H80ZM95 261V260H94ZM188 261V260H187ZM222 261V260H220ZM228 261V260H227ZM102 262V260H101ZM185 262V261H184ZM254 262V261H253ZM160 263V264H161ZM190 263V262H189ZM200 263V262H199ZM259 264V262H257ZM107 264V262H106ZM149 264V263H147ZM188 264V263H187ZM201 264V263H200ZM223 264V263H222ZM240 264V263H239ZM261 264V263H260Z\"/></svg>", "mask_w": 264, "mask_h": 264}, {"label": "snow or ice", "instance_id": "snow-or-ice-1", "mask_svg": "<svg viewBox=\"0 0 264 264\" xmlns=\"http://www.w3.org/2000/svg\"><path fill=\"white\" fill-rule=\"evenodd\" d=\"M259 59L260 63L264 64V50L260 52ZM245 103H247V101H245ZM229 122H231V120H229Z\"/></svg>", "mask_w": 264, "mask_h": 264}]
</instances>
